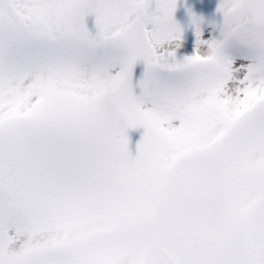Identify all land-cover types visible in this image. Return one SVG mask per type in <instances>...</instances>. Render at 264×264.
Instances as JSON below:
<instances>
[{
	"label": "snow or ice",
	"instance_id": "snow-or-ice-1",
	"mask_svg": "<svg viewBox=\"0 0 264 264\" xmlns=\"http://www.w3.org/2000/svg\"><path fill=\"white\" fill-rule=\"evenodd\" d=\"M174 8L0 0V264H264V0H218L204 41L193 16L182 62ZM154 215L173 243L150 252Z\"/></svg>",
	"mask_w": 264,
	"mask_h": 264
},
{
	"label": "rangeland",
	"instance_id": "rangeland-1",
	"mask_svg": "<svg viewBox=\"0 0 264 264\" xmlns=\"http://www.w3.org/2000/svg\"><path fill=\"white\" fill-rule=\"evenodd\" d=\"M217 7L218 0H175L173 20L181 27V37L179 40L165 42L161 46L160 50L178 51L186 57L196 54L197 51L201 53L206 51L205 45H197V37L195 35L196 25L192 23V17H199L202 21L199 25L201 30L200 39L202 41L218 37V30L213 26L214 24L218 25L221 21V17L217 13ZM85 25L88 27L90 33L95 34L96 29L94 16L86 17ZM177 45L179 46L177 47ZM137 67L140 71L143 70L142 63L138 64ZM143 132V128L130 129L127 132L129 139V151L133 155H135L136 144L142 137ZM137 223L144 226H150V223Z\"/></svg>",
	"mask_w": 264,
	"mask_h": 264
},
{
	"label": "clouds",
	"instance_id": "clouds-1",
	"mask_svg": "<svg viewBox=\"0 0 264 264\" xmlns=\"http://www.w3.org/2000/svg\"><path fill=\"white\" fill-rule=\"evenodd\" d=\"M213 195L219 197L220 193L214 192ZM193 211L196 215L203 217L210 226L216 227L221 223L220 211L208 198L200 197L199 202L193 205ZM134 229L137 242L150 252L163 251L173 243L158 215L151 218L150 226L136 223Z\"/></svg>",
	"mask_w": 264,
	"mask_h": 264
},
{
	"label": "water",
	"instance_id": "water-1",
	"mask_svg": "<svg viewBox=\"0 0 264 264\" xmlns=\"http://www.w3.org/2000/svg\"><path fill=\"white\" fill-rule=\"evenodd\" d=\"M166 53H167V52H165V54H166ZM183 59H184V58H183L181 55L175 53V61H176V62H182Z\"/></svg>",
	"mask_w": 264,
	"mask_h": 264
}]
</instances>
